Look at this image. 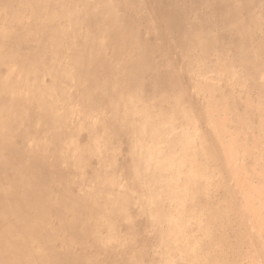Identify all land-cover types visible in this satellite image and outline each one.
Returning a JSON list of instances; mask_svg holds the SVG:
<instances>
[{
    "label": "rangeland",
    "instance_id": "374dc122",
    "mask_svg": "<svg viewBox=\"0 0 264 264\" xmlns=\"http://www.w3.org/2000/svg\"><path fill=\"white\" fill-rule=\"evenodd\" d=\"M50 2L76 5L75 21L58 17L54 27L88 37V55L106 44L108 71L85 97L84 83L52 77L74 67L64 48L52 75L36 78L29 63L12 89L2 85L0 118L14 97L25 112L14 128L29 131L23 154L0 155L4 219L72 193V211L93 201L94 218H74L64 253L79 249L88 264H264V0ZM83 5L99 12L100 30ZM40 98L54 120L36 110ZM52 215L46 228L63 227Z\"/></svg>",
    "mask_w": 264,
    "mask_h": 264
},
{
    "label": "bare ground",
    "instance_id": "6f19581e",
    "mask_svg": "<svg viewBox=\"0 0 264 264\" xmlns=\"http://www.w3.org/2000/svg\"><path fill=\"white\" fill-rule=\"evenodd\" d=\"M17 1L19 7L15 9ZM27 7H31L32 15L28 20H25V16L22 14L28 10ZM87 9V6L83 5V11L89 15L93 29L100 30L104 21L99 12H90ZM77 15L76 5L68 4L65 6L63 2L56 11L50 0H0V69L5 58L14 61L10 71L0 70V98L5 93L2 90V85L4 88L12 89L13 78H17V73L20 74L22 65L32 64V68L37 74L35 75L36 78L38 74L41 75L43 72L52 75V72L57 70V59L59 53H63L64 48L71 51L74 67L73 69L64 68L59 72L57 71V74L52 77H74L79 83H84V96H90L88 93L91 86L96 83V78L108 71L102 56L106 44L99 46L93 44L91 54L88 55V37H69L66 28L56 29L54 27L58 17H70V23H72ZM24 20L29 22L30 28L33 29L32 35L21 28L23 26L19 21L24 22ZM114 24L115 20L111 22V26ZM23 40L30 41L35 45L26 44ZM106 40L109 43L114 42L115 36L112 31H107ZM39 54L40 57H43L42 59L37 58ZM48 54L51 58H48ZM89 60V65L83 66ZM54 81L50 85L52 97L57 93ZM39 100L42 105L36 107V110L43 111L45 116L54 120L55 118L45 111L46 108L44 109L46 101L43 98ZM15 101L16 99L12 97L4 103L7 111L9 109L11 111L0 118V149L2 151L0 155H5L7 160L19 156V151L22 153L20 148L29 135V131L26 129L14 128L16 121L14 113L22 114L23 117L25 114L20 108V104ZM57 128L59 131L56 130V132H61V126L57 125ZM6 174V171L0 172V180L6 178ZM89 194L94 196V193ZM70 196L71 198H66L64 194L62 196L50 194L41 199L47 202L46 205L42 204L40 207V205L35 204L27 213L18 211L16 218L12 220L4 219L7 205L0 200V264H88L80 255L79 249H74L72 253L65 254L64 252L66 250L65 243L75 232L73 220L77 219L79 225L83 226L87 220L93 219L94 215L89 214L87 210L94 205V202L86 200L84 208L78 216V213L72 211L74 197L72 193ZM57 201L61 203L57 204ZM52 213L51 220L57 216L65 217L62 221L65 223L63 227L58 228L54 225L46 228L47 221L50 220L47 215ZM27 220L30 221V226L25 225ZM94 233L95 231L91 228H87L84 235L87 238ZM85 241L82 238L77 246L80 248ZM62 260L64 261L62 262ZM120 261V259L117 260L119 263Z\"/></svg>",
    "mask_w": 264,
    "mask_h": 264
}]
</instances>
